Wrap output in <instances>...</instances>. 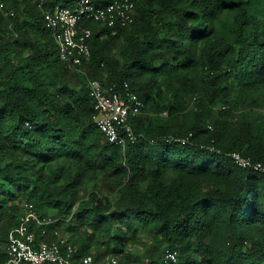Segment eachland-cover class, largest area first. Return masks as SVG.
Wrapping results in <instances>:
<instances>
[{"label": "trees", "instance_id": "1", "mask_svg": "<svg viewBox=\"0 0 264 264\" xmlns=\"http://www.w3.org/2000/svg\"><path fill=\"white\" fill-rule=\"evenodd\" d=\"M1 1L0 264L23 203L58 219L44 240L68 236L76 259L171 264L172 249L175 264H264V172L232 158L264 165V0H136L116 34L83 24L80 68L39 7L76 0ZM92 81L144 102L134 143L98 128Z\"/></svg>", "mask_w": 264, "mask_h": 264}, {"label": "built area", "instance_id": "2", "mask_svg": "<svg viewBox=\"0 0 264 264\" xmlns=\"http://www.w3.org/2000/svg\"><path fill=\"white\" fill-rule=\"evenodd\" d=\"M39 7L46 27L53 31L60 58L73 68L82 67L92 54L90 39L93 32L83 26L84 23H100L116 34L117 28L133 24L136 16V0H110L104 5L93 0H76L72 8H57L54 11L43 9L42 3ZM0 9H5L1 0ZM6 15L13 16L14 12H6ZM90 86L97 112L95 121L107 140L122 148L128 142L134 143L137 137L131 118L140 114L144 102L131 90L128 83L124 84L122 91L115 87L107 90L98 81L90 82ZM172 140L182 144L188 141L181 138ZM232 158L242 169L264 172L262 163L244 157L241 153H233ZM21 206L24 210L21 222L8 236V261L5 264H121L115 257L105 262H97L93 256L76 259V249L58 231L54 232L56 240H44L48 228L58 219L38 213L33 204L23 203ZM37 230H41L40 238H37ZM177 259V253L172 249L165 252V262L175 264Z\"/></svg>", "mask_w": 264, "mask_h": 264}, {"label": "rangeland", "instance_id": "3", "mask_svg": "<svg viewBox=\"0 0 264 264\" xmlns=\"http://www.w3.org/2000/svg\"><path fill=\"white\" fill-rule=\"evenodd\" d=\"M60 235L62 236V234H60ZM65 239L67 240V239H68V236H67V237H65ZM73 247H74V246H73ZM167 250H168V249H166V251H167ZM166 251H165V252H166ZM110 258H111V257H110Z\"/></svg>", "mask_w": 264, "mask_h": 264}]
</instances>
